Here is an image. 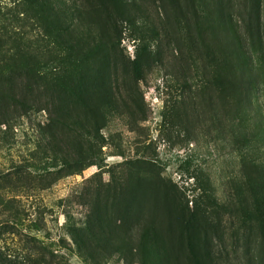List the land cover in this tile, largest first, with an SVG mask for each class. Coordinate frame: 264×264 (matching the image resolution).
<instances>
[{
    "label": "rangeland",
    "instance_id": "rangeland-1",
    "mask_svg": "<svg viewBox=\"0 0 264 264\" xmlns=\"http://www.w3.org/2000/svg\"><path fill=\"white\" fill-rule=\"evenodd\" d=\"M248 2L0 0V264H264V93L239 116L220 36L264 78Z\"/></svg>",
    "mask_w": 264,
    "mask_h": 264
},
{
    "label": "trees",
    "instance_id": "trees-1",
    "mask_svg": "<svg viewBox=\"0 0 264 264\" xmlns=\"http://www.w3.org/2000/svg\"><path fill=\"white\" fill-rule=\"evenodd\" d=\"M248 3V0H246V9L249 6ZM245 15L247 20L244 19L243 22H245L244 26L247 29L246 35L249 37H257L259 47L264 49V41L260 33L256 32L257 25H253L254 22H252V16L255 17V12L252 10L245 13ZM195 18L197 24L201 23L202 20L206 21L203 16L198 14L195 15ZM228 20L224 27L222 26L220 28V31H222L220 36L222 37L224 66L228 67L229 73L232 72L231 82L241 93V97L237 101V104L240 106L239 116L253 119L252 111L256 103L259 102V100H255L253 95L257 91L264 93V78H258L261 68L256 65L254 57L256 43L252 39L242 36L238 27L233 24L236 23L233 22V19L229 18ZM188 31L189 34H191V28H189ZM191 46L194 52L198 54L202 52L204 47L203 45L198 47L197 43H191ZM206 48L210 50V46ZM190 67L191 66L188 68ZM26 69L30 70L31 68L27 66ZM262 70L264 71V67H262ZM206 83L208 84L209 82L206 81Z\"/></svg>",
    "mask_w": 264,
    "mask_h": 264
}]
</instances>
